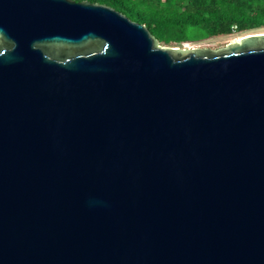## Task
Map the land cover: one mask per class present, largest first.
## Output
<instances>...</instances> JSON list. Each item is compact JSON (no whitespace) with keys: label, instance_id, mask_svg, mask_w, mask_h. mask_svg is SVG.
I'll use <instances>...</instances> for the list:
<instances>
[{"label":"water","instance_id":"water-1","mask_svg":"<svg viewBox=\"0 0 264 264\" xmlns=\"http://www.w3.org/2000/svg\"><path fill=\"white\" fill-rule=\"evenodd\" d=\"M0 264H264V32L0 0Z\"/></svg>","mask_w":264,"mask_h":264},{"label":"trees","instance_id":"trees-1","mask_svg":"<svg viewBox=\"0 0 264 264\" xmlns=\"http://www.w3.org/2000/svg\"><path fill=\"white\" fill-rule=\"evenodd\" d=\"M74 1H88L118 11L144 25L164 47H205L198 42L218 37L226 38L225 46L264 29V0Z\"/></svg>","mask_w":264,"mask_h":264},{"label":"rangeland","instance_id":"rangeland-1","mask_svg":"<svg viewBox=\"0 0 264 264\" xmlns=\"http://www.w3.org/2000/svg\"><path fill=\"white\" fill-rule=\"evenodd\" d=\"M263 31H264V29L263 30H259V31L257 30V31H254V32H263ZM225 41H226V38H224V37H218V38L207 39V40H205L203 42H198L197 45L205 44L206 46L205 47H201V48L217 49V48H221V46H224L223 43H225ZM226 45L227 44H225V46Z\"/></svg>","mask_w":264,"mask_h":264}]
</instances>
